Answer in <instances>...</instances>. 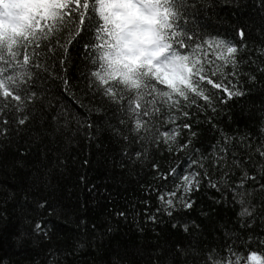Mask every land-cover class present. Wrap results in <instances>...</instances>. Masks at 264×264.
Here are the masks:
<instances>
[{"label": "snow or ice", "instance_id": "obj_1", "mask_svg": "<svg viewBox=\"0 0 264 264\" xmlns=\"http://www.w3.org/2000/svg\"><path fill=\"white\" fill-rule=\"evenodd\" d=\"M258 2L260 14L256 20H240L220 32L197 15L202 9L211 10L216 0H0V139L5 142L0 156L7 154L17 138L27 143L30 134L34 140H49L44 146L47 151L41 150V160H47L53 147L71 142L77 134L95 143L101 129L92 114H102L107 129L122 143L121 155L126 160L146 158L151 148L155 152L163 149L172 161H153L151 179L141 185L147 194L139 201L144 206V226L152 224L155 231L164 216L175 219L174 214L193 210L202 190L219 194L210 197L212 204L226 202L230 195L241 206L237 221L240 231L222 226L223 246H156L149 253L150 264H264V238L255 235L257 227L264 229V0ZM93 9L100 23L95 26L93 40L85 45L91 51L79 69L80 78L72 82L68 75L73 62L71 49L88 31ZM149 16L156 17L167 33L163 39L160 29L155 25L151 28L154 46L165 50L159 64L187 69L181 79L183 88L168 85L171 90H166L163 86L167 81L148 68L149 83L135 90L121 87L116 79H101L105 61L109 67L114 66L130 36L148 30L144 21ZM55 87L65 92L77 89L86 102L81 107L87 115L77 117L54 104ZM257 89L261 95L259 135L238 129L225 131L219 118L227 115L232 119L225 113L227 105L252 96ZM203 123L218 134L211 152L196 147ZM173 143L174 147L170 146ZM54 155V166L63 165L60 155ZM26 162L16 157L13 166L23 168ZM0 192L4 193L0 196L3 219L14 193L6 189ZM46 206V199L37 203V208ZM209 214L201 209L202 216ZM115 215L125 222L131 216L137 231H145L138 222L135 205L129 212ZM179 228L189 236L201 231L200 225L190 219L179 223ZM50 231L40 223L32 228L40 242L49 245ZM253 243L259 250L252 249ZM242 248L246 254L241 253ZM75 251L71 246L48 247L43 264H64L60 253L73 255ZM0 264L15 262L0 255ZM27 264L41 261L29 257ZM113 264L129 261L122 257Z\"/></svg>", "mask_w": 264, "mask_h": 264}, {"label": "trees", "instance_id": "obj_2", "mask_svg": "<svg viewBox=\"0 0 264 264\" xmlns=\"http://www.w3.org/2000/svg\"><path fill=\"white\" fill-rule=\"evenodd\" d=\"M236 3L240 6L235 7ZM259 14L258 0H216L211 10L202 9L197 15L201 22H208L217 31L223 32L237 21L256 20ZM99 23L100 18L93 9L90 12L88 31L71 49L73 62L69 65L68 75L72 82L80 78L79 69L87 62L84 58L91 51L85 45L93 40L95 26ZM52 95L54 104L67 113L77 117L87 115L81 107L86 102L77 89L65 92L55 87ZM260 105L259 89L250 97L230 102L225 113H230L232 119L228 120L227 115L221 116V127L225 131L238 129L259 135ZM92 120H97L101 129L100 139L95 143L77 134L71 142H60L59 147H53L49 158L41 160V150L47 151L44 146L49 144V140L45 137L34 140L30 134L26 138L27 143L25 139L17 138L8 148L7 154L0 156V189L14 193V197L5 206V218L0 219V255L11 257L15 264H27L29 257L43 264V253L48 247L67 249L71 246L76 249L73 255L60 253L64 264H113L114 260L122 257L129 264L131 261L150 264L149 253L156 246L164 249L175 244L183 246L193 243L216 248L226 242L222 226L240 231L237 224L240 204L234 203L230 195L226 202L212 204L210 197H219L214 190H202L193 210L174 214L175 219L164 216L163 222L155 226V231L151 230L152 224L144 226V206L139 201L147 198V194L141 190V185L151 179L150 165L153 161H172L163 149L155 152L151 148L146 158L126 160L121 155L122 143L107 129L102 114L93 113ZM198 131L200 136L196 147L211 152L212 145L217 143L218 134L209 131L206 123L201 124ZM4 143L0 139V150L4 148ZM170 146L174 147V143ZM130 147L134 149L135 145ZM25 152L28 153L26 156ZM54 153L60 155L63 165L54 166ZM16 157L27 161L23 168L13 166ZM121 161H126L124 167L120 166ZM3 194L0 192V196ZM26 194L29 196L27 201L24 199ZM44 199L49 201V206L37 208V203ZM132 205H135V211L139 213L138 222L145 227L143 233L137 231L131 216L125 222L115 215L119 211L129 212ZM52 209L55 211L49 215ZM201 209L210 211V214L202 216ZM189 219L196 221L201 229L192 236L179 228V223ZM37 223L50 227L51 245L48 242L41 243L40 237L32 232ZM173 223L178 226L173 228ZM109 227L113 228L110 233L107 231ZM21 233L25 235L22 237ZM255 235L264 238V229L257 227ZM78 245H83V248H78ZM251 247L259 250L255 243ZM240 251L246 254V249ZM125 252L129 255L124 256Z\"/></svg>", "mask_w": 264, "mask_h": 264}, {"label": "clouds", "instance_id": "obj_3", "mask_svg": "<svg viewBox=\"0 0 264 264\" xmlns=\"http://www.w3.org/2000/svg\"><path fill=\"white\" fill-rule=\"evenodd\" d=\"M144 24L148 30L137 31L130 36V42L122 49L113 67H109L108 62L105 61V68L101 70V79H116L121 87H131L135 90L149 83L150 72L145 70L148 68L156 76L167 81L163 86L166 90H171L168 85H179L183 88L181 79L187 74V69L159 64V61L164 59L165 50L156 48L153 44L152 26L155 25L160 29L163 39L167 38L166 30L160 27L154 16L146 18Z\"/></svg>", "mask_w": 264, "mask_h": 264}]
</instances>
